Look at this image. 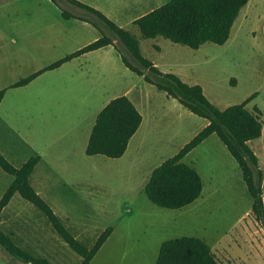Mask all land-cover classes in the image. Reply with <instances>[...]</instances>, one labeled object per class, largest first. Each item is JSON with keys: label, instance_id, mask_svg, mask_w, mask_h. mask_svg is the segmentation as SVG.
<instances>
[{"label": "rangeland", "instance_id": "374dc122", "mask_svg": "<svg viewBox=\"0 0 264 264\" xmlns=\"http://www.w3.org/2000/svg\"><path fill=\"white\" fill-rule=\"evenodd\" d=\"M60 1L0 0V89L6 88L0 102V152L15 167L30 156L40 157L29 177L31 185L87 248L113 225L115 238L126 243L125 255L123 245H109L89 264H155L160 244L182 236L202 238L222 264H264V230L253 216L252 198L237 162L215 133L181 159L201 177L203 188L196 200L167 209L147 198L144 186L151 171L207 119L145 80L144 74L128 69L115 43L65 61L23 86L9 87L109 35L96 17ZM79 1L129 30L141 55L161 72L200 85L217 108L255 94L245 107L262 110V132L247 144L258 158L264 200V0L247 1L225 43L204 42L197 49L160 35L142 38L130 23L168 0ZM60 7L86 20L64 18ZM120 95L133 102L142 124L120 157L86 154L97 113ZM12 179L0 168V197ZM0 229L51 264L81 262L46 216L18 193L1 211ZM0 264L23 263L0 248Z\"/></svg>", "mask_w": 264, "mask_h": 264}, {"label": "trees", "instance_id": "16d2710c", "mask_svg": "<svg viewBox=\"0 0 264 264\" xmlns=\"http://www.w3.org/2000/svg\"><path fill=\"white\" fill-rule=\"evenodd\" d=\"M56 2V0H52ZM248 0H168L132 21L142 38L158 35L174 43L197 49L204 42L223 44L228 39L231 27L240 9ZM69 3L97 19L109 35L103 34L88 44L66 54L44 68L31 73L9 87L27 84L42 71L60 66L65 61L88 51L115 43L123 64L132 72L144 74L145 80L155 84L168 96L175 98L182 106L197 116L207 119V124L185 143L173 156L162 161L150 173L144 186L147 198L158 207L177 209L197 199L202 190V181L197 170L181 159L210 134L215 133L237 162L247 190L252 198L251 209L255 220L264 230V204L261 187V171L258 158L248 146L249 140L258 138L262 132V110L245 105L255 94L244 101L224 109L213 105L204 95L200 85H189L177 75L161 72L150 60L140 53L139 42L129 30L118 26L94 7L79 0H61ZM58 5V4H57ZM62 5V4H61ZM64 18H79L60 7ZM117 39V44L114 40ZM6 88L0 89V102ZM142 120L140 112L126 95H120L107 102L95 117L85 153L101 154L110 158L120 157L129 139ZM39 156H30L21 166L12 165L0 152V168L13 176L12 181L0 197V214L14 193L32 203L47 218L53 230L88 264L99 247L112 231L107 226L98 235L94 244L87 248L62 224L49 204L37 193L30 183ZM0 248L13 260L23 264H51L42 256H35L14 243L11 236L0 229ZM155 264H222L209 245L199 237L182 236L164 240L159 247Z\"/></svg>", "mask_w": 264, "mask_h": 264}, {"label": "crops", "instance_id": "0c3cea01", "mask_svg": "<svg viewBox=\"0 0 264 264\" xmlns=\"http://www.w3.org/2000/svg\"><path fill=\"white\" fill-rule=\"evenodd\" d=\"M152 10V9H151ZM3 11H7L6 9H4ZM150 11V10H149ZM148 12V11H147ZM146 13V12H145ZM145 13H143V14H145ZM143 14H141V15H143ZM3 15H5V12H3ZM141 15H139V16H141ZM139 16H136L135 18H133L132 20H131V22L130 23H132V21L134 20V19H136L137 17H139ZM119 26V25H118ZM106 46V45H105ZM102 47H104V46H102ZM101 48V47H100ZM98 49V48H97ZM93 51V50H92ZM87 53V52H86ZM83 54H85V53H83ZM83 54H81V55H83ZM80 55V56H81ZM77 57H79V56H77ZM74 58H76V57H74ZM73 59V58H72ZM51 64V63H50ZM59 67V66H58ZM58 67H56V68H58ZM53 69H55V68H53ZM40 70V69H39ZM48 70H51V69H48ZM46 71V70H45ZM34 72H36V71H34ZM34 72H32V73H34ZM42 72H44V71H42ZM41 72V73H42ZM41 73H39V74H41ZM31 74V73H30ZM38 74V75H39ZM37 75V76H38ZM34 79V78H33ZM3 99V98H2ZM133 103V102H132ZM143 120V119H142ZM142 120H141V123H140V125L142 124ZM140 125H139V127H140ZM139 127H138V129H139ZM137 129V130H138ZM136 130V131H137ZM136 133V132H135ZM134 133V134H135ZM133 134V135H134ZM132 135V136H133ZM131 139V138H130ZM129 139V140H130ZM128 143H129V141H128ZM126 150V149H125ZM39 159H40V157H39ZM39 161V160H38ZM38 163V162H37ZM202 188H203V184H202ZM202 191V190H201ZM196 200V199H195ZM264 201V200H263ZM192 203V202H191ZM189 205V204H188ZM110 226H112V231L110 232V234L108 235V237L105 239V241L102 243V245L99 247V249L97 250V252L94 254V256L92 257V259L89 261V263L100 253V251L102 250V249H105L107 246H109V245H114V246H118V248H120L122 245H123V250H124V252H123V255H125V253H126V249H125V246H126V243L125 242H119L118 241V239L117 238H115V236H114V234H115V228L113 227V225H110ZM106 250H107V248H106ZM118 250V249H117ZM108 251V250H107ZM111 251V250H110ZM88 263V264H89Z\"/></svg>", "mask_w": 264, "mask_h": 264}]
</instances>
